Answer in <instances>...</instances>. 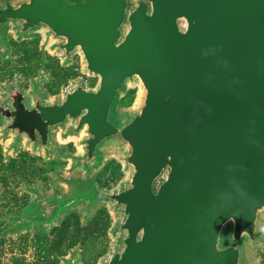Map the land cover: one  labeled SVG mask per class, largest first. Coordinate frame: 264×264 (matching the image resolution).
<instances>
[{"label": "water", "instance_id": "obj_1", "mask_svg": "<svg viewBox=\"0 0 264 264\" xmlns=\"http://www.w3.org/2000/svg\"><path fill=\"white\" fill-rule=\"evenodd\" d=\"M44 28L69 62L98 76L61 100L21 86L0 102V132L49 151L53 130L78 136L88 172L123 149L127 180L102 264H249L264 256V0H0V41ZM141 96L123 120L119 94ZM80 199L100 198L82 190Z\"/></svg>", "mask_w": 264, "mask_h": 264}, {"label": "rangeland", "instance_id": "obj_2", "mask_svg": "<svg viewBox=\"0 0 264 264\" xmlns=\"http://www.w3.org/2000/svg\"><path fill=\"white\" fill-rule=\"evenodd\" d=\"M0 41V102L21 86L30 100L37 85L45 100L63 99L79 81L93 88L98 76L89 73L80 53L69 62L52 46L44 28L21 35L15 24ZM141 96L138 82L119 94L115 117L125 119ZM65 127L53 130L50 150L33 149L23 137L17 148L11 135L0 132V264H102L116 246L120 221L108 195L129 175L123 149L110 147L88 172L74 166L82 154L78 136ZM77 187L99 196L95 203L67 204ZM264 230V221H263ZM249 264H264L254 256Z\"/></svg>", "mask_w": 264, "mask_h": 264}, {"label": "trees", "instance_id": "obj_3", "mask_svg": "<svg viewBox=\"0 0 264 264\" xmlns=\"http://www.w3.org/2000/svg\"><path fill=\"white\" fill-rule=\"evenodd\" d=\"M81 191H82V189L80 187H77L75 189V191L67 198V200H66L67 204H73V203L81 200L80 199V192Z\"/></svg>", "mask_w": 264, "mask_h": 264}]
</instances>
